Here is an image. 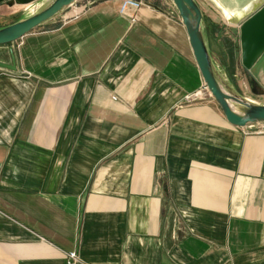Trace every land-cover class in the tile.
Segmentation results:
<instances>
[{
    "label": "crops",
    "instance_id": "crops-1",
    "mask_svg": "<svg viewBox=\"0 0 264 264\" xmlns=\"http://www.w3.org/2000/svg\"><path fill=\"white\" fill-rule=\"evenodd\" d=\"M48 1L2 3L0 20ZM119 6L94 0L0 51L16 67L0 68V264H264L259 125L193 99L204 82L169 0L133 22ZM199 7L213 61L231 27Z\"/></svg>",
    "mask_w": 264,
    "mask_h": 264
},
{
    "label": "water",
    "instance_id": "water-1",
    "mask_svg": "<svg viewBox=\"0 0 264 264\" xmlns=\"http://www.w3.org/2000/svg\"><path fill=\"white\" fill-rule=\"evenodd\" d=\"M39 0H0L9 7L30 6ZM79 0H51L32 10L31 15L21 21L0 29V49L13 44L41 25L64 14ZM175 7L185 28L196 66L201 74L208 97L221 109L226 121L233 127L264 124V105L255 104L238 96L219 71L208 53L203 37V13L195 0H169ZM221 14L224 23L239 29L241 60L249 72L259 57L264 54V0H249L242 7H228L221 0H206ZM0 68L16 69L11 51L7 57L0 56Z\"/></svg>",
    "mask_w": 264,
    "mask_h": 264
},
{
    "label": "rangeland",
    "instance_id": "rangeland-1",
    "mask_svg": "<svg viewBox=\"0 0 264 264\" xmlns=\"http://www.w3.org/2000/svg\"><path fill=\"white\" fill-rule=\"evenodd\" d=\"M50 1L51 0H49L46 3H49ZM93 1L94 0H87L89 4H91ZM195 1L198 2V4L204 10L206 9V7L208 8V4L213 7V5L206 0H195ZM221 1L230 8L242 7L249 2V0H221ZM143 2H144L143 4L146 5L148 0H143ZM3 11H5L4 8L1 9L2 17L0 20V26L12 24L22 15L20 13L17 14L16 16H12ZM62 15L59 16L60 19L62 18ZM207 15H209L208 12ZM212 54H213L214 66L219 71V73L217 74L218 79H221V76H223V78L226 80V83L228 85L233 86V90L238 96L255 104H259V105L264 104V88H262L256 82L255 78L253 77L254 74H252L253 67L261 57L258 58V60L249 70V72H247L244 69L241 60L239 29L237 27L228 28V32L223 36V38L220 39L219 42H215V46H214V50L212 51ZM259 62L260 64L258 65L260 67L264 66V54L262 58L259 60Z\"/></svg>",
    "mask_w": 264,
    "mask_h": 264
},
{
    "label": "built area",
    "instance_id": "built-area-1",
    "mask_svg": "<svg viewBox=\"0 0 264 264\" xmlns=\"http://www.w3.org/2000/svg\"><path fill=\"white\" fill-rule=\"evenodd\" d=\"M143 0H120L119 15L130 21H134L135 13L144 5ZM89 3L87 0H79L71 6L63 15L62 19L67 21L80 17L87 9ZM204 95H209L207 88L203 85L199 91L194 93L193 99H199ZM253 133L264 134V124H260ZM66 264H79L76 253L66 254Z\"/></svg>",
    "mask_w": 264,
    "mask_h": 264
}]
</instances>
